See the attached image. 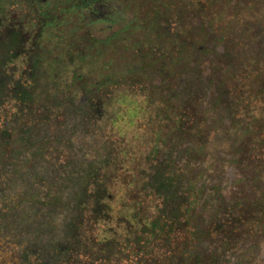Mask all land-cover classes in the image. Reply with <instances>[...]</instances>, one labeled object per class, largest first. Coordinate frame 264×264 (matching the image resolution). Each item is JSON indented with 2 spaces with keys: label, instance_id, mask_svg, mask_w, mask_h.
<instances>
[{
  "label": "rangeland",
  "instance_id": "1",
  "mask_svg": "<svg viewBox=\"0 0 264 264\" xmlns=\"http://www.w3.org/2000/svg\"><path fill=\"white\" fill-rule=\"evenodd\" d=\"M170 10L172 39L141 44L137 57L124 60L125 83L103 95L101 91L91 94L89 90L79 91L72 86L71 89L55 88L56 85L62 87V80L67 81L70 76L67 73L53 74L54 82L48 85L49 90L0 91V149L5 148L4 140L9 131L17 132L13 136H20L24 143L22 138L27 135L31 146L37 147L32 137L34 133L30 131L35 130L37 137V126L44 128L43 119L40 121L39 117L54 102L60 105L65 99L76 102L91 98L102 101L103 109L100 108L103 112L106 111L104 103L109 107L110 113L105 112V122H102L103 130L100 133L97 127L93 142L88 140L94 147V152L88 154L87 151L88 157L106 174L105 177V174L99 176L102 183L92 185V189L96 195H108L103 208H108L110 212L109 220L93 218V222L88 223L86 237L89 252L94 256L101 254L104 241H121L130 231V220L120 216L129 217L137 206L142 220L154 215L158 198L146 185L148 175L153 172L154 166H157V171L167 167L166 157L161 152L152 158V150L158 144L156 132L166 137L170 126L180 134L179 130H175L183 129L179 122L175 123L180 115L187 114L183 132L185 135L189 132L185 142L191 149L194 166L190 169L191 173L201 166L215 167L211 180L219 188L216 191L210 189L209 195H204L202 202H198L199 208L194 211L203 218L204 224H210L216 211L222 204L230 203L229 199L235 193L253 200L264 191V127L262 131L257 128L256 151L251 150L254 137L243 129H235V120H241L242 127H247L252 118L264 119V93L260 91L264 88V61L259 62V68L256 59L252 58L264 55V0H170ZM23 14H26L25 10ZM198 21L205 23L204 36H201L203 31ZM200 44L204 45V49L199 47ZM154 46L157 53L152 51ZM150 51L153 54L149 55ZM53 60L44 59L43 64L40 60L39 65L53 63ZM101 60L96 58L92 63ZM20 62L18 66H21ZM71 62L70 59H63L60 66L71 65ZM80 63L83 70L87 69L84 72L88 73V80L98 71L97 67H102V64L96 63L92 66L93 71H89L87 62L80 60ZM48 78L44 74L43 79ZM7 99L12 102L8 103ZM54 121L47 123L46 130H55L58 123ZM195 128H199V132ZM21 141L14 138L13 148L16 143L23 145ZM33 155L39 159L47 156L41 151H34ZM173 156L171 159L175 158L176 164L168 163L171 175L176 174L179 180H183L185 174L188 176L182 167L184 160L178 154ZM110 159L115 163L106 168ZM182 193L180 195L183 196ZM95 207L97 213L102 211L100 206ZM250 216L257 221L253 223L249 217L239 225L236 221L239 229L235 239L241 250L236 259L243 264L249 261L259 264L257 260L264 259V228H261L264 211L255 210ZM249 223L257 228L256 233L251 232L254 229L249 230ZM251 233L254 234L250 236ZM205 238L204 253L210 255L213 252L210 245L215 241L207 235ZM103 252L106 254L105 249ZM110 252L115 253L113 247ZM116 257L113 255L112 260ZM121 263L126 261L120 260Z\"/></svg>",
  "mask_w": 264,
  "mask_h": 264
},
{
  "label": "flooded vegetation",
  "instance_id": "2",
  "mask_svg": "<svg viewBox=\"0 0 264 264\" xmlns=\"http://www.w3.org/2000/svg\"><path fill=\"white\" fill-rule=\"evenodd\" d=\"M5 1L0 0V91L49 90L48 85L54 82L53 74L67 73L70 74L67 81L60 82L62 87L55 83V88L71 89L72 86L79 91L89 90L91 94L101 91L103 95L125 83L124 60L137 57L141 44L167 42L173 36L170 0ZM197 24L203 31L201 36L206 34L205 23L198 21ZM154 48L152 51L157 53ZM47 58L55 59L56 65L53 62L41 66ZM96 58L102 59L96 62L102 67H97L98 71L88 80V73L84 72L87 69L79 66L80 60L87 62L88 70L93 71L96 63L92 60ZM63 59L72 60L71 65L60 66ZM44 74L49 76L47 80L43 79ZM74 101L65 99L60 105L54 102L42 111L39 120L43 119L44 128L37 136L46 140L37 141V147L31 146L24 133L21 134L25 136L24 146L16 143L15 148L13 139L17 136L13 135L18 133L9 131L5 136V148L0 149V226L5 223V232H12L13 216L18 212L16 204L24 203L20 217L25 264H120V260H125V264H151L152 259H157L156 254L162 256L167 248L163 234L146 229L159 214V200L155 203L154 215L148 220L141 219L138 206L129 217L120 216L130 220V231L124 239L104 241L99 256L89 252L88 223L94 219L109 220L110 212L103 208L108 195H96L92 189V185L102 183L99 176L103 177L105 171L99 170L97 163L88 157L90 151L94 152L88 140L93 142L97 127L101 133L105 112L109 114L110 110L104 103L106 111L103 112L102 101L98 99ZM51 120L58 125L55 130H46ZM84 139L87 141L83 142ZM34 151L47 156L39 159L33 155ZM112 160L105 162L106 168L115 163ZM30 186L42 193L33 204L27 201ZM95 206H100L102 211L97 213ZM45 224L51 226L45 228ZM46 233L60 235L61 242L55 243V250L50 241L47 252ZM183 238L185 233L176 231L175 239ZM8 242L12 244L11 236ZM112 247L115 253L110 252ZM113 255H117L116 260H112ZM257 261L264 264V259Z\"/></svg>",
  "mask_w": 264,
  "mask_h": 264
},
{
  "label": "trees",
  "instance_id": "3",
  "mask_svg": "<svg viewBox=\"0 0 264 264\" xmlns=\"http://www.w3.org/2000/svg\"><path fill=\"white\" fill-rule=\"evenodd\" d=\"M199 47L204 49L203 44H200ZM252 58L256 59V64L261 68L260 63H263L264 55ZM254 67L257 69V65ZM260 91H263L264 93V88ZM248 93L251 92L248 91ZM186 117L187 114H184V116L180 115L177 117V121L175 120V123L179 122L183 128L182 131L178 128L175 129L179 130L181 132L180 134L179 132L175 133L170 126H168L166 137H163L158 130V132H156V143L158 144L153 150L152 158L157 152H161L166 157L165 165L167 167L164 170L162 169V171H157V166H154L153 172L148 175L150 176V181H148L146 185L148 184L150 190L157 195L160 207L158 208L159 214L157 215L155 222L147 224L146 229L148 228L152 233L156 232L157 235L163 234L167 248L162 252V256L156 254L157 259H152L151 264H243V261L236 259V256L241 251L238 248L239 242L235 239L236 235H238L237 230L239 229L236 221H238L239 225L240 223H244L243 219H247V217L252 218L250 214L253 213V211H264V191L262 190L261 195L256 196L253 200L235 193V195L229 199L230 203H226V205L222 204L219 210L216 211V214L210 220V224H204L203 218L201 219L194 213V211L199 208L197 207L198 202H202V199L205 197L204 195H206V193L209 195L208 193L210 189L216 191L219 187L211 180L214 177V166L206 168L201 166L196 170H193V173L190 171L194 166L191 163V149H189L187 141L185 142L186 136L189 132L186 133V135L183 132L186 126ZM235 123L236 130L243 129L245 133L254 137V139H252L253 143L251 150L256 151V149H258L255 140L256 134L258 133L257 128L260 127V130L262 131V128L264 127V119L252 118L247 127H242L243 123H241V120H235ZM195 129L199 132V128ZM42 130L43 129L40 126H37V132ZM30 132L34 133L32 136L35 138L34 143L46 140L41 139L39 136L36 137L35 130H31ZM17 140L21 141V137L17 136ZM21 145L22 144L19 143V146ZM177 154L184 160L182 167H184V170L187 171L188 174V176L185 174L183 180H179L176 174H173L174 176L171 175V166H169V164H176L175 158L171 159V155L175 156ZM185 156H189L187 162ZM168 168H170V170ZM28 191L29 197L27 201L30 204L36 202L37 196L42 194L38 191V188L33 186H30ZM181 193L183 196L180 195ZM49 194V192L45 193V195ZM76 194H79V192ZM218 198L219 196H217L216 199ZM38 203L40 204L42 202L38 201ZM23 204L24 203L20 201L16 204L18 212L13 216L12 232L9 234L5 232V223L0 226V264L27 263L26 251L24 249L25 244L23 242L24 234L21 233L22 218L20 216ZM252 220L253 223L254 221H257L255 218H252ZM261 224H263V227L261 228H264L263 221ZM248 225L249 230L254 229L251 232H257L255 226H253V228L250 223ZM50 226L51 225L45 224V228ZM176 231H182L185 233V238L182 240L175 239ZM254 233H251L250 236ZM205 235L211 237L212 240L215 241L210 245V248L213 250L210 255L204 253L206 241ZM10 236L12 244L8 242ZM50 241L54 243L53 248L55 250V243L58 241L61 242L60 235L46 233L45 247L47 248V252L51 247L49 245ZM30 247H32V245ZM248 263H250V261L246 264Z\"/></svg>",
  "mask_w": 264,
  "mask_h": 264
}]
</instances>
